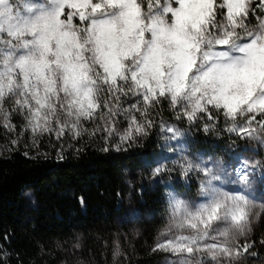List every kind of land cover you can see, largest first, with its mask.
Here are the masks:
<instances>
[{
	"label": "snow or ice",
	"instance_id": "snow-or-ice-1",
	"mask_svg": "<svg viewBox=\"0 0 264 264\" xmlns=\"http://www.w3.org/2000/svg\"><path fill=\"white\" fill-rule=\"evenodd\" d=\"M253 0H0V116L13 98L33 135L70 130L99 115L109 138L125 112L121 144L147 135L150 111L168 100L190 121L210 108L233 122L229 131H264V15L249 26ZM256 7L264 11V0ZM136 97L128 109L121 97ZM101 108L106 111L101 112ZM135 113H139L141 120ZM245 118L237 126L238 118ZM55 125V127H53ZM101 128L97 126V131ZM207 130V129H206ZM174 136L179 135L177 130ZM16 143V141H13ZM118 150H119V146ZM107 151V149H105ZM216 168H220L216 162ZM246 167V165H245ZM183 174L193 170L182 165ZM200 203L172 197L171 222L157 250L193 256L237 257L248 221L244 195L212 183L220 175L199 168ZM164 171L163 166L154 174ZM240 180L248 181V174ZM171 195V194H170ZM227 225L220 228L219 225ZM235 230V233L234 231ZM181 264H188L182 261Z\"/></svg>",
	"mask_w": 264,
	"mask_h": 264
},
{
	"label": "trees",
	"instance_id": "trees-1",
	"mask_svg": "<svg viewBox=\"0 0 264 264\" xmlns=\"http://www.w3.org/2000/svg\"><path fill=\"white\" fill-rule=\"evenodd\" d=\"M3 105L13 104L6 98ZM149 119L152 132L160 119H173L166 100L151 109ZM95 134L90 126L74 141L64 133L60 152L59 145L50 147L47 132L25 144L7 142L10 148L0 151V264H154L161 258L154 242L166 225L169 200L151 187L145 165L155 142L146 136L137 146L118 150L110 144L103 148ZM206 136L210 144L219 142L220 137ZM227 137L231 146L241 143ZM35 139L39 151L32 148ZM0 141L6 144L3 137ZM248 143L246 148L264 162V150ZM165 175L176 186L195 190L197 181L189 175ZM125 178L134 180L132 204L140 214L130 221L123 218L128 210ZM26 186L32 189L33 205L23 201ZM238 243L251 245L239 255L241 264H264V220Z\"/></svg>",
	"mask_w": 264,
	"mask_h": 264
},
{
	"label": "rangeland",
	"instance_id": "rangeland-1",
	"mask_svg": "<svg viewBox=\"0 0 264 264\" xmlns=\"http://www.w3.org/2000/svg\"><path fill=\"white\" fill-rule=\"evenodd\" d=\"M14 2L21 3L22 0H14ZM33 2H42V0H33ZM257 3L258 0H253V4L251 5L255 12H250V27L258 23L254 16L264 15V11L256 7ZM10 99L13 105H3V108L10 113V123L14 127H5L4 118L0 116V137H3L6 141V144H0V151L10 148L7 142L16 141L17 143L20 141V143L25 144V139L33 140L34 137L41 138L43 135L37 133L34 136L30 129L26 130V122L23 113L17 110L14 99ZM135 102L136 97L132 96L127 98L121 97L120 100L123 109H128L130 105ZM166 107L172 114L173 119H160L154 132L151 131V127H148L146 129L147 135L137 136L136 140L130 144H121L119 136L120 133H123V131L128 128L129 118L125 112H120L114 117L116 133L113 134L111 138H109L107 133L103 130V121L99 118V115H97V118L94 120H82L80 130H86L88 126L96 128V134L93 139L100 145H104L103 148H106L105 145L107 144L112 145L114 149H118L117 146H119V149L137 146L146 136H151V139L155 142V150L151 153V160L146 161L145 165L147 171L152 176L151 187H158L161 189L164 196L169 200L166 216L167 222L154 242L155 249H157V244L166 238L163 237L161 233L167 230L171 222L172 197L175 196L188 203H200L204 199L201 192L202 182L206 177L198 169L205 166L212 168L213 172H217L220 175L219 180L212 181L214 185L220 187L222 191L242 194L247 199L248 221L245 235H238L236 237L239 242L240 238H244L255 225H258L261 219L264 220V162L244 145V143L249 142L264 150V131H260L258 125L254 123L253 128H256L257 131H255L252 136L239 135L236 132L229 131L233 122L229 119H225L226 117L221 119L218 118V115H212V118L209 119L207 114L201 113L198 114L195 120L190 121L182 114L181 109H174L168 100H166ZM100 111L104 112L106 109L101 108ZM135 115L137 119L142 122L139 113H135ZM222 116H224L223 113ZM261 119H264V117H258V120ZM244 122L245 118L241 117L237 119L236 124L239 126L244 124ZM98 125L101 126L99 131H97ZM53 127H55V125H53ZM169 129L177 130L179 135L174 136L173 131H169ZM195 132L203 134L204 136L201 137ZM48 134L53 141L50 143L51 145L49 144L50 147L56 148V146L59 145L56 151L60 152L61 146H64L62 144V137L60 136L57 138L55 131ZM65 134L67 137L73 138L71 141H74L76 138V135L70 130L66 129ZM206 135L220 137L219 142L216 143V145L210 144ZM227 136L231 137V140L241 141V143H238V146H231L230 143L226 141L228 138ZM34 143L35 144H32L33 150H41V147L37 145L36 139ZM189 161L193 165V170L189 172L188 175L190 180L196 179L197 181L193 192L176 186L174 182H169L168 179H164L166 176L165 173H183L182 165ZM216 162L220 164L219 169L215 166ZM158 166H163L164 171L159 174H154V169ZM244 173L248 174L247 183L240 180L241 175ZM133 182L134 180H130V178L124 179L128 210L123 218L129 221L140 215L132 204ZM22 196L25 205H33L35 203L31 187H24ZM27 210L26 208L25 211ZM218 227L222 229L227 227V225L222 224ZM233 231L235 233V230ZM160 251L162 256L154 264H181L182 261H187L188 264H241L244 262L241 261L239 256L234 258L219 256L216 260H212L210 256L204 253H196L193 256H187L186 254H174L170 251Z\"/></svg>",
	"mask_w": 264,
	"mask_h": 264
}]
</instances>
